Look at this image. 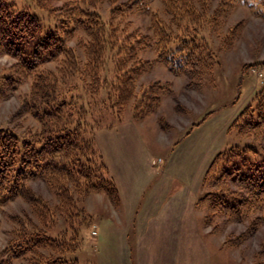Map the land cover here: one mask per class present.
<instances>
[{"label":"rangeland","instance_id":"1","mask_svg":"<svg viewBox=\"0 0 264 264\" xmlns=\"http://www.w3.org/2000/svg\"><path fill=\"white\" fill-rule=\"evenodd\" d=\"M11 1L18 8H26L38 14L45 22L49 19L56 23L64 17L70 18L74 22V27L68 35L67 51L41 64L33 75L20 73V77L15 69L16 58L0 53V129H8L18 135L40 132L42 123L33 116V111L38 105L43 107L42 100L49 101L55 98L63 92L64 87L75 83L82 89L84 94L82 99L86 101L84 106L86 108L79 110L78 116L84 118L88 116L90 113L88 107L91 106L92 123L97 121H100L101 125L115 123V116L103 111L105 109L102 108L104 106L102 102L112 109L119 106L121 98L127 96L125 88L122 87L113 94L112 89L109 93L104 84L101 89V83H98L92 88L91 91L94 92L92 93L79 83L80 68L86 66L88 59L86 49L91 41V32L87 31L80 21V5L89 3V6L99 8L101 17L107 19L108 10L113 2L120 3L126 0ZM227 1L186 2L190 5V9L194 8L199 15L194 19V23L199 26L204 24L203 28L206 29L204 34L217 59L213 70L204 77L198 88L188 86L191 79L187 75H175L161 63H155L149 70L137 73L132 95L125 106L121 122L124 120L125 123H130L136 130L148 159L151 157L162 159L152 168L156 171L169 161L179 159V165L187 160L199 162L200 168L198 170L196 168L195 172L202 174L201 170L205 164L209 165L208 162H211L219 151L231 145L253 142L264 148V134L259 136L258 132L254 135H244L228 131V125L235 114L251 102L256 90L264 83V17L254 14L250 8L240 3L230 8ZM151 5L161 12L160 0H152ZM132 9L134 14L130 11L121 13L120 9L115 10V17L112 15L114 25L117 26L115 37H122L120 29L126 23L131 28H126L128 31L134 28L139 35L150 33L149 16L145 13H135V6ZM206 13L207 19L203 17ZM211 16H213L212 21L209 19ZM207 26L210 28L208 29ZM108 29L106 28V32ZM139 57L144 60L152 59L154 52L146 48ZM209 67L208 64H204L203 68ZM6 75H14L17 81L19 77V82L12 80V77L6 78ZM158 82H168L166 84L168 88L167 93L162 95L155 112L144 118L133 117V112L138 110V107L135 109L136 104L144 105V100L140 98L145 87L154 84L151 92L159 91ZM35 95H39L40 98L34 99ZM88 101L90 103L87 107ZM86 110L88 112H85ZM145 110L146 107L143 111ZM60 116L58 114L53 119H47L50 127L64 123L63 119L66 115ZM203 117H205L203 122L194 126ZM191 127H193L191 132L185 134ZM178 139H180L178 143L172 144ZM186 164L191 167L189 161ZM185 174L191 176L189 172ZM158 176L159 174L154 175L151 185ZM63 179L47 173L41 178L27 180L24 194L0 203V264H34L38 260L40 262L42 256L55 257L65 253V249L73 251L74 239L66 240L74 235L75 231L71 229L73 227H80L78 247L70 253L77 257L78 264H117L118 235L121 236L122 232L111 231L110 228L113 227L109 226L108 229L107 224L111 221L113 226L121 228L123 225L121 206L120 208L119 204L115 206L105 192L89 191L85 196L79 197L76 189H73L68 182H66L68 188L60 192L58 188ZM216 188L211 184L205 188L201 185L199 189L196 182L181 181L176 190H179V194L187 196L191 190L197 195V199L205 191ZM146 195L147 191L144 198ZM169 198V196L165 198V205L168 204ZM163 206L161 205L158 215H164ZM195 209L198 214L189 216L190 231L188 234L184 233L182 238L184 242L191 241L195 244L193 263L264 262V210L247 213V216L241 220H229L224 215H218L212 222H207L206 210L196 207ZM35 231H44L52 235L59 233L61 237H58L61 239L55 241L56 244L52 247L39 246L21 256H13L10 250H13L12 244L17 237L26 232L28 236ZM96 231H99L97 237Z\"/></svg>","mask_w":264,"mask_h":264},{"label":"trees","instance_id":"2","mask_svg":"<svg viewBox=\"0 0 264 264\" xmlns=\"http://www.w3.org/2000/svg\"><path fill=\"white\" fill-rule=\"evenodd\" d=\"M160 1L161 12L152 8V0L113 2L107 19L101 17L99 8L91 7L89 3L80 5V21L91 32V41L88 48L86 47L88 59L86 66L80 68L79 83L88 92H92V88L98 83H101V89L104 84L109 93L112 89L113 94L118 89L125 88L127 96L121 98L119 106L112 109L102 102V108L105 109L103 111L114 115L115 123L122 120L121 116L132 95L137 73H143L155 63H161L175 75H187L191 79L188 86L198 88L217 63L214 55L216 53L204 34V24L201 27L194 23L198 13L194 8L190 9V5L186 3L189 0ZM226 3L230 8L239 3L243 4L254 14L264 17V0H228ZM133 5L136 7L135 13L149 16L150 33L139 35L134 28L128 31L126 28L129 24L126 23L120 29L122 37H115L117 26L114 25L112 15L116 14V9H120L121 13H133ZM207 16L206 13L203 17L207 19ZM212 17H209L211 21ZM73 24L72 19L67 17L56 23L49 19L45 22L38 14L26 8H18L11 0H0V53L16 58L17 75H33L41 64L67 51L68 35L73 30ZM106 28H109L107 32ZM146 48L153 50L152 59L144 60L139 57ZM204 64L210 67L204 69ZM13 76L6 75V78L12 77L16 82L17 79ZM19 79L18 77L17 82ZM166 84L168 82H158L160 88L156 92H151L154 84L147 85L140 98L144 100V105L136 104L135 109L138 107V110L133 112V117L144 118L155 112L162 95L167 93ZM64 88L55 98L42 100L43 107L38 105L33 111V116L42 123L40 132L18 135L8 129H0V203L21 196L27 180L41 178L48 173L64 178L58 188L60 192L68 188V182L76 189L79 197L85 196L89 191H100L105 192L115 206L119 204L117 186L109 174L95 135L97 129L105 125L110 127L115 123H92L93 111L88 105L90 101L87 103V107H90L88 116H78V111L86 108V101L82 99L83 91L76 83ZM35 96L34 99L39 95ZM145 107L146 110L143 111ZM58 114L66 115L64 123L50 127L47 119H53ZM205 117L194 126L201 124ZM192 128L185 134L190 133ZM228 131L244 135L259 132V136H263L264 83L256 90L251 102L235 114L228 125ZM256 145L253 142L231 145L219 151L209 163L201 185L205 188L214 184L217 188L205 191L195 200L196 208L206 210L207 222H212L218 215H224L229 220H241L247 213L264 210V148ZM71 229L75 231L74 235L66 240L74 239L72 242L75 251L79 244L80 227ZM26 234H20L12 244L13 250L10 252L13 256H21L39 246L52 247L56 244L55 241L61 239L59 233L52 235L35 231L28 236ZM73 251L65 249V253L55 257H38L41 261L37 259L34 264H78L77 257L70 254Z\"/></svg>","mask_w":264,"mask_h":264},{"label":"crops","instance_id":"3","mask_svg":"<svg viewBox=\"0 0 264 264\" xmlns=\"http://www.w3.org/2000/svg\"><path fill=\"white\" fill-rule=\"evenodd\" d=\"M95 135L109 174L117 186L118 207L121 206L123 213L121 228L113 226L111 221L107 224L108 229L113 227L111 231L122 232L121 236L118 235L117 264H196L192 262L195 244L184 242L182 238L190 231L189 216L198 214L194 205L197 195L191 190L188 196L179 194L176 188L181 181H189L196 182L200 189L208 164L201 170L202 174L195 172L200 165L193 160H187L191 163L190 168L187 161L179 165L178 159L169 161L157 171L152 169L162 159L147 158L136 130L124 120L112 127L98 129ZM157 174L159 176L151 185ZM167 196L170 200L165 205ZM161 205H164V215H158ZM98 234L96 231V237Z\"/></svg>","mask_w":264,"mask_h":264}]
</instances>
